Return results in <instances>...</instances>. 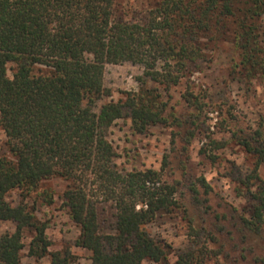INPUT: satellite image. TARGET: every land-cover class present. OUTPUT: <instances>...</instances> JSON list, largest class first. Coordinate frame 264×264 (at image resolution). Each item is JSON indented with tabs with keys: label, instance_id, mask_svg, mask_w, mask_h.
<instances>
[{
	"label": "trees",
	"instance_id": "16d2710c",
	"mask_svg": "<svg viewBox=\"0 0 264 264\" xmlns=\"http://www.w3.org/2000/svg\"><path fill=\"white\" fill-rule=\"evenodd\" d=\"M119 1L133 0H0V129L9 153L0 157V221L15 226L0 234V264H23L25 229L34 232L30 264H73L69 249H49L47 225L32 209L7 201L12 191L25 198L52 178L66 182L60 198L79 228L75 246L90 253V264H208L211 257H222L221 264H264L252 242L264 227V179L258 175L263 123L233 133L254 159L244 180L252 205L247 212L224 205L221 213L203 176L164 178L167 156L162 172L120 171L114 164L107 139L114 122L128 118L137 134L172 126L171 143L183 142L185 151L193 118L165 116L157 91L144 87L97 105L110 95L105 65H139L144 78L168 91L220 40L231 41L248 74L264 75V0H153L137 20L116 17ZM200 98L189 89L184 94L198 114ZM201 153L216 158L212 150ZM41 193L52 202L51 194ZM105 207L111 212L108 231L99 219ZM163 212L180 214L186 225L189 247L173 263L166 243L149 231Z\"/></svg>",
	"mask_w": 264,
	"mask_h": 264
},
{
	"label": "rangeland",
	"instance_id": "374dc122",
	"mask_svg": "<svg viewBox=\"0 0 264 264\" xmlns=\"http://www.w3.org/2000/svg\"><path fill=\"white\" fill-rule=\"evenodd\" d=\"M152 3L153 0L119 1L114 14L119 18L137 20ZM205 52V60L198 62L197 67L187 72L168 91L144 78L143 69L139 65L107 64L104 68L103 84L110 90V95L103 97L97 105L124 99L126 93L137 92L141 87L155 89L166 105L165 116L182 121L192 118L195 120V124L191 126L193 137L184 151L183 142L178 141L176 145L171 143L172 126L156 125L150 127L146 133L137 134L131 129L128 118L120 119L107 132V139L115 151L116 168L120 171L152 169L162 172L164 157L167 156L170 169L166 170L165 179L169 173L176 179L184 177L186 182L203 176L212 190V204H219L217 208L221 213L226 212L227 207L224 205L247 212L252 201L244 180L253 168L254 159L233 139V133L241 128L256 129L259 124L264 125V75L260 72L248 74L238 64L239 57L231 41L210 43ZM8 75H11L10 70ZM187 89L204 97L200 98L203 103L200 114L184 99ZM215 143L222 147L215 149ZM202 150H212L215 160H210L206 154L201 153ZM3 155L9 156V153L6 137L0 129V157ZM258 175L264 179V163L260 165ZM65 187L64 180L52 178L44 181L36 192L25 198L20 190L12 191L7 201L13 205L23 202L33 210L40 223L47 225L45 234L51 243L50 250L69 249L75 257L73 264H90V253L75 246L79 228L70 220L62 204L60 195ZM45 192L51 194V203L39 196V193ZM102 210L99 216L100 225L103 231H108L111 212L106 207ZM14 228L13 223L0 221V234L11 233ZM149 231L158 235L168 246L167 261L170 263L174 262L179 252L189 247L186 225L180 214H159ZM33 235L31 229L23 232V264L34 262V259L27 256L28 244ZM252 242L255 253L264 258V227L262 235L252 239ZM221 260L222 257H211L208 264H221ZM141 264L155 263L143 261Z\"/></svg>",
	"mask_w": 264,
	"mask_h": 264
}]
</instances>
